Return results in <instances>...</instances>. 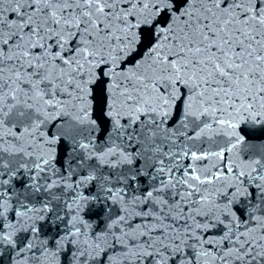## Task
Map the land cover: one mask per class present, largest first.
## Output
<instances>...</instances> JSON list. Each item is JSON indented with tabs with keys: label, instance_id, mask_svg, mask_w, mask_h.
Here are the masks:
<instances>
[{
	"label": "snow or ice",
	"instance_id": "1",
	"mask_svg": "<svg viewBox=\"0 0 264 264\" xmlns=\"http://www.w3.org/2000/svg\"><path fill=\"white\" fill-rule=\"evenodd\" d=\"M0 264H264V0H0Z\"/></svg>",
	"mask_w": 264,
	"mask_h": 264
}]
</instances>
